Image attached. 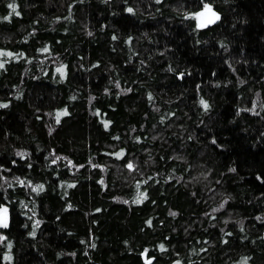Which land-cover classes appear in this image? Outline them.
<instances>
[{
  "label": "trees",
  "instance_id": "16d2710c",
  "mask_svg": "<svg viewBox=\"0 0 264 264\" xmlns=\"http://www.w3.org/2000/svg\"><path fill=\"white\" fill-rule=\"evenodd\" d=\"M0 51V264H264V0H0Z\"/></svg>",
  "mask_w": 264,
  "mask_h": 264
},
{
  "label": "snow or ice",
  "instance_id": "6c2138e0",
  "mask_svg": "<svg viewBox=\"0 0 264 264\" xmlns=\"http://www.w3.org/2000/svg\"><path fill=\"white\" fill-rule=\"evenodd\" d=\"M9 7L13 10V12L15 13V15L19 16V12L16 11V6L14 4H10ZM128 12H132L133 9L132 8H128L127 9ZM194 18L197 20V26L198 27H201V28H204V27H207L208 25L210 24H214L216 21H218L220 19V16L219 14H217L215 11H213V8L210 4H204L203 6V10L199 13H195L194 14ZM5 19H8V17H5ZM43 51H48V49H43ZM14 54L12 53H5V52H2L0 51V57H3V56H13ZM5 63L6 61L4 60H0V69L4 68L5 66ZM58 72H60L62 75L64 74V68L61 67V68H58L57 69ZM201 105L204 107L205 110H207L208 108V103L206 101H204L203 99H201L200 101ZM0 107H7V105H0ZM68 113H67V110L65 109L64 111H61L59 113L56 114V122L59 123L60 121V118L62 116H66ZM110 122H105L104 126L105 127H108ZM20 155H24L23 153H21ZM118 156H122L123 153H118L117 154ZM127 167L129 169H133L134 166L132 163H129L127 164ZM234 171V169H233ZM21 183H23V181H21ZM71 187V185H70ZM34 191H43V185H37L35 186V188L33 189ZM147 196L145 193H140L137 197V203H141L143 202L144 199H146ZM149 224L151 223V221L148 222ZM36 226L38 227L39 226V221H37V224ZM9 227V215H8V208L7 207H3V206H0V228H3V229H7ZM32 235H35V232L32 233ZM6 240V237L0 235V243H3L4 241ZM9 249H11L12 245L11 243L9 242L7 245H6ZM161 249L163 250V245H161ZM5 259L7 260H11L12 257L9 255L7 257H5ZM148 264H151V261L149 260L148 261ZM242 264H247V258L244 259V261L242 262Z\"/></svg>",
  "mask_w": 264,
  "mask_h": 264
},
{
  "label": "water",
  "instance_id": "95a60500",
  "mask_svg": "<svg viewBox=\"0 0 264 264\" xmlns=\"http://www.w3.org/2000/svg\"><path fill=\"white\" fill-rule=\"evenodd\" d=\"M202 10H203V9H202ZM202 10H201V11H202ZM201 11H200V12H201ZM213 11H215L217 14H219L215 9H213ZM219 16H220V14H219Z\"/></svg>",
  "mask_w": 264,
  "mask_h": 264
}]
</instances>
